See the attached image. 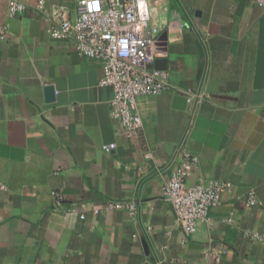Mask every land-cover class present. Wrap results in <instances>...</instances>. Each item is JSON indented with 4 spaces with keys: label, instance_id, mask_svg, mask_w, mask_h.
<instances>
[{
    "label": "crops",
    "instance_id": "crops-1",
    "mask_svg": "<svg viewBox=\"0 0 264 264\" xmlns=\"http://www.w3.org/2000/svg\"><path fill=\"white\" fill-rule=\"evenodd\" d=\"M146 5L175 91L139 99L142 153L112 114L104 62L53 38L33 6L12 17L0 0V264H264V7ZM179 148L200 157L189 184H227L190 237L163 195ZM130 200L134 216L110 206Z\"/></svg>",
    "mask_w": 264,
    "mask_h": 264
},
{
    "label": "built area",
    "instance_id": "built-area-1",
    "mask_svg": "<svg viewBox=\"0 0 264 264\" xmlns=\"http://www.w3.org/2000/svg\"><path fill=\"white\" fill-rule=\"evenodd\" d=\"M57 1L35 0L29 5L23 0H8L9 15L16 16L33 6L53 38L73 39L80 57L104 62L101 84L113 89L112 114L121 132L143 153L147 136L139 99L175 91L167 71L150 67L158 56L160 29L152 22L147 0H75V15L66 0ZM254 2L264 7V0ZM0 37H6V27L0 26ZM115 147V143H110L103 149L109 152ZM179 153V162L163 181V195L181 230L190 237L198 231L200 222L209 220L211 211L222 204L227 184L214 179L189 184L187 179L200 157L185 148H179ZM0 189L7 190V184L0 181ZM248 203H258L255 191L248 195ZM110 206L126 209L132 216L138 210L134 200ZM254 237L264 241V234Z\"/></svg>",
    "mask_w": 264,
    "mask_h": 264
},
{
    "label": "water",
    "instance_id": "water-1",
    "mask_svg": "<svg viewBox=\"0 0 264 264\" xmlns=\"http://www.w3.org/2000/svg\"><path fill=\"white\" fill-rule=\"evenodd\" d=\"M166 62L167 60L165 58L164 59L157 58L154 64L150 65V67L164 70L167 68ZM175 101H176V105L178 106V108L183 109L187 103V98L178 95L175 97Z\"/></svg>",
    "mask_w": 264,
    "mask_h": 264
}]
</instances>
